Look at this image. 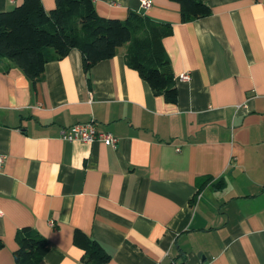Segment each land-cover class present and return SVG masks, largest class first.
<instances>
[{
    "label": "crops",
    "instance_id": "obj_1",
    "mask_svg": "<svg viewBox=\"0 0 264 264\" xmlns=\"http://www.w3.org/2000/svg\"><path fill=\"white\" fill-rule=\"evenodd\" d=\"M150 1L93 0L103 17L171 24L175 103L153 94L124 47L88 73L73 48L36 82L4 59L0 264H15L26 226L49 243L39 264H86L76 230L106 250L104 264H264V0H208L211 13L189 21L178 3ZM84 122L115 145L61 137Z\"/></svg>",
    "mask_w": 264,
    "mask_h": 264
},
{
    "label": "trees",
    "instance_id": "obj_2",
    "mask_svg": "<svg viewBox=\"0 0 264 264\" xmlns=\"http://www.w3.org/2000/svg\"><path fill=\"white\" fill-rule=\"evenodd\" d=\"M171 1L178 3L182 21L211 13L208 0ZM171 29L169 22L156 21L133 10L123 19L100 16L93 0H54L49 10L44 9L41 0H22L12 9L0 11V69L6 71L9 67L4 63L6 59L36 82L42 78L47 61L59 59L75 48L88 73L95 63L124 47L125 63L138 72L153 94L175 103V79L162 44ZM15 242V264H39L49 249L47 240L28 226L16 231ZM73 242L84 250L86 264L108 261L106 250L84 232L76 230Z\"/></svg>",
    "mask_w": 264,
    "mask_h": 264
},
{
    "label": "built area",
    "instance_id": "obj_3",
    "mask_svg": "<svg viewBox=\"0 0 264 264\" xmlns=\"http://www.w3.org/2000/svg\"><path fill=\"white\" fill-rule=\"evenodd\" d=\"M150 0H140L141 7L150 6ZM176 79L187 81L190 79L189 72H180ZM61 137L66 140H81L86 142L100 141L104 144L114 146L117 138L109 132L98 131L92 122L76 123L69 128H63L60 132ZM4 155L0 153V170L4 163Z\"/></svg>",
    "mask_w": 264,
    "mask_h": 264
}]
</instances>
